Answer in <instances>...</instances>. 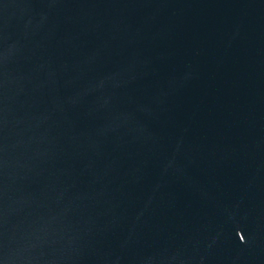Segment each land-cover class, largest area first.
Listing matches in <instances>:
<instances>
[{
    "label": "water",
    "instance_id": "95a60500",
    "mask_svg": "<svg viewBox=\"0 0 264 264\" xmlns=\"http://www.w3.org/2000/svg\"><path fill=\"white\" fill-rule=\"evenodd\" d=\"M0 264H264V0H0Z\"/></svg>",
    "mask_w": 264,
    "mask_h": 264
}]
</instances>
